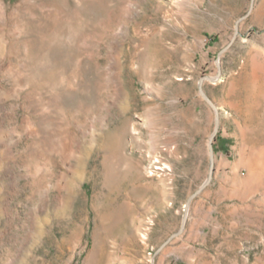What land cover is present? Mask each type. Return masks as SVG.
Here are the masks:
<instances>
[{"label": "rangeland", "instance_id": "obj_1", "mask_svg": "<svg viewBox=\"0 0 264 264\" xmlns=\"http://www.w3.org/2000/svg\"><path fill=\"white\" fill-rule=\"evenodd\" d=\"M0 264H264V0H0Z\"/></svg>", "mask_w": 264, "mask_h": 264}, {"label": "water", "instance_id": "obj_2", "mask_svg": "<svg viewBox=\"0 0 264 264\" xmlns=\"http://www.w3.org/2000/svg\"><path fill=\"white\" fill-rule=\"evenodd\" d=\"M218 129H219V120H217L216 129H215L214 133L212 134V136L210 138V143H209V148H210V174H209L207 180L189 197L187 204H186V209L188 208V205H189V202L191 201V199L194 196H196L197 194H199L207 186V184L211 181V179L213 177L214 170H215L214 140H215V137L217 135ZM185 220H186V215L184 216V219H183V225L185 223ZM183 225H182L181 230L183 229Z\"/></svg>", "mask_w": 264, "mask_h": 264}, {"label": "trees", "instance_id": "obj_3", "mask_svg": "<svg viewBox=\"0 0 264 264\" xmlns=\"http://www.w3.org/2000/svg\"><path fill=\"white\" fill-rule=\"evenodd\" d=\"M214 149H215V151H217V144H216V141L214 142Z\"/></svg>", "mask_w": 264, "mask_h": 264}]
</instances>
